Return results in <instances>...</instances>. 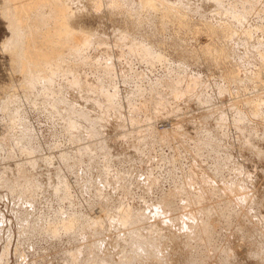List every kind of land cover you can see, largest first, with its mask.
<instances>
[{
    "label": "rangeland",
    "instance_id": "374dc122",
    "mask_svg": "<svg viewBox=\"0 0 264 264\" xmlns=\"http://www.w3.org/2000/svg\"><path fill=\"white\" fill-rule=\"evenodd\" d=\"M1 1L2 0H0V8L2 7V9L5 10L4 4L2 3L3 5H1ZM68 1L69 0L67 1L65 0V3H64L65 7L66 6L69 7V3L71 4L69 7V9L71 8L70 13L67 11L68 9L66 8L67 14H70V15L73 14L74 16H76L77 21H78V18L80 19L77 23V26H79V28L82 27L83 30L87 32L88 36H90L89 38L87 37L88 38L87 42L89 43L90 41V43L89 44L85 43V46H83L84 48L80 49L81 51L83 49L84 52L80 51V53H78L79 56L78 54L75 55L72 53L65 55L68 58L67 57L66 59L64 58L66 61V62L64 61V63H66L64 64V70L57 71L56 73L57 75H54V73H50L51 75H46L48 76V78H46L45 80H50L48 82L49 85H47L46 87H43L44 85H42L41 81H39V84L41 85L37 84V82H34V84L36 83L34 85V87L36 88L35 89L33 87V84L32 85L28 84V82L26 81L27 77H24L25 75L23 76L21 75L22 73L20 74L18 72L19 69L18 67H15V66L17 65L19 66V62L21 60L19 59V61L16 62L18 60L16 57L17 59L16 61L15 60L11 61L12 59L8 53H10V49L12 46L9 45V43L5 42V41H8L10 36H9L8 30L5 29L6 28L5 20H3V17L0 15V102H1L0 107L5 106L4 103L6 104L8 103L9 105V106L6 105L8 108L6 106H5L6 108H3V107L0 108V174H1L0 175V178H1L0 179V264H65V263L66 264H93L95 262L94 261L95 259L97 260L98 264H104L105 262L110 264L109 263L110 261L108 262L109 259L112 261L111 262L112 264L116 262L119 263L118 259L120 257L118 256L119 257L118 258L116 255H114L115 252H113V255L115 256V258H112L113 255H112V252H110L112 248L109 250L110 247L108 246V242L110 238H113L112 235H115L114 231L117 230L116 231L117 234L121 233L120 230L122 229H119L118 231V228L120 227H117V226L119 225L121 221L122 228H123V222L120 217L123 215L125 210L127 213L134 214V216L131 215L130 217L132 219V216H133L134 222H135V218L138 223L142 221L141 220L142 218H143V222H145V223L141 222L140 225H138L137 222L134 223L135 225V226L133 225L134 228L135 229L138 227L139 228L137 232L133 231V233L131 232L132 234L130 233V235L131 236L135 235L134 236L135 238L137 237V234H141V235H138L137 239L143 242L151 240L152 244H155V245L152 248L149 247L145 250L150 251V253L154 257L156 258L158 257V259L160 258L164 262V264H170V261L172 258H176V259L178 258L180 260V264H211L215 262L216 260H218L217 263L219 264V262H222L224 260L223 257L226 258L225 260H227V262L229 261L227 263L229 264L231 260L233 259V255L235 253H236L235 254L236 256L234 258L236 259H234V263H237L236 261L238 260L237 264H240V263L243 264L245 262L247 264H250L249 261L251 262L252 260H255V258L253 259L252 257L255 256L256 253L257 255H261V256H258L256 260H258L260 257L263 258L264 256L262 255H264V251L263 253H261L260 251H262L263 250L262 248H264L263 246L264 217L262 216L264 212H262L261 214V207L263 209L264 202H263V206H261L262 202L260 203L259 198H257V196L255 195V193L258 192V190H255V189H257L259 183L264 178V168L262 167L264 166V164L260 162L258 163V161L260 160L261 162H264L262 158L263 155H259L260 157L257 156L258 151H262V150L264 151V142H259L261 140L264 141V92H262L264 91V83H263L264 82V19H263L264 18L263 17L264 16V3L262 4L263 0H259L260 1L259 4L261 6L257 3L258 2L257 0H250L251 2H253V5L257 3L256 4L257 6H253L249 0L247 1V3H246V0H243L242 5H244L243 7L244 11H242V8L240 9L241 7L240 3L239 5L237 4L238 0L235 1L236 3L235 2L233 3L234 5L232 4L233 2L232 0H227V1L223 0L222 2L221 0H219V2L223 4V6L220 3L218 4L216 3V5L211 6V9L213 7V10L215 13L213 12V10L209 9L208 7V10H205L206 14H204L205 12L203 13L202 10L200 11V10L194 9L195 7L193 6L192 7L189 6L187 3H185L184 0H173V2L171 0L170 2H168L169 0H166V1L163 0V2H167L165 7H164L165 4H163L162 1H161L162 4H159L160 1L155 0L156 2L157 1L159 2V3L157 2L159 6L163 5L164 7L163 8L160 6L156 8L155 11L153 10L147 11L146 9L140 7L138 5V2H136L137 0H134L136 3L133 0H125V1L122 0L121 2L120 0H116V1L102 0V2L100 1L101 3H99L101 5L98 4V6L96 7H94L92 3L90 4V0H70L69 2ZM179 1L181 2L182 5L179 4ZM113 2H115V4ZM74 3L77 7L74 5ZM77 3H81V6L80 4H77ZM117 3L119 4V6H117L118 5ZM170 3L174 4V6L171 5ZM135 4L136 6H134ZM219 4L221 5L220 7H222L223 9H221L220 7L219 8L221 10L218 9ZM230 4H232L233 7L232 5L230 7ZM235 4L236 6H238L236 7V9L239 12L240 11L245 12V10L246 9L248 10V8L250 7L251 8L256 7V8L255 9L252 8L253 11L249 10L248 13L247 12L245 13L248 15L244 14L245 16L242 17L243 13L242 12L237 13V11L234 9ZM248 4H251L252 6ZM227 5L229 6L225 7ZM247 5L250 7H248ZM166 7L170 10L169 12L167 11L168 9H165ZM187 7H189L188 11H187ZM192 8L194 11L192 10ZM226 8H230V9L232 8L233 10L229 9L230 12H228V9ZM162 9L163 11L165 10L164 11L165 13L162 11L160 13V10ZM175 9L176 11L172 12L171 14L172 15L174 14V16H176L174 19L179 18L177 19L178 21L174 20L173 16L170 14L171 10L173 11ZM217 9L220 11H218ZM1 10H0V14L3 13V11ZM222 10L226 12V15L224 14L225 12H223ZM156 11L158 13H155ZM196 12L198 15L196 14ZM232 12L236 14V16H240L239 14H241L242 20H244L243 18L246 17L243 22L242 20L239 22L237 21L238 22L237 24H239L240 26H237L236 20L235 22L233 21L235 17L233 18ZM77 13L80 16H78ZM228 13H231L230 15L232 16H227ZM252 13L254 14V16H252ZM165 15L169 17L168 18L164 17ZM180 16L181 17L183 16V18H181ZM150 18H152L153 20ZM247 21L249 24L248 26H247ZM80 24L82 26H80ZM178 25L181 27H179ZM248 31H250V33ZM100 36L101 37L103 36L102 39L103 38L104 39L102 40ZM98 38H100L101 41L100 39L98 40ZM126 40L129 41L131 44L127 42ZM95 41L97 44L95 43ZM232 41H235V42H232ZM258 42L260 43V45ZM119 44L121 45L123 44V45L121 46ZM133 45L137 47H134ZM257 46H258V49H257ZM138 48L144 49V52L146 54L145 53L143 54L146 55L145 56L146 59L139 58V57H144V56L141 53L143 52V49L142 51L138 52L139 51ZM254 48L256 49V51L254 50ZM127 49H129V52ZM136 49H138L137 53H136ZM208 53L212 55L210 56L208 55ZM150 54L152 55L150 56ZM70 55H73V56H70ZM80 56L84 59H82ZM258 58L260 61L258 60ZM13 59H15V57ZM142 61L143 63H141ZM82 62H85V63H82ZM81 64L83 67L81 66ZM107 67L111 69H108ZM101 68L102 70L98 71ZM65 71L67 72L65 73ZM88 71H90L92 75ZM106 73L109 74V76ZM261 73L263 74L262 76H261ZM45 74H48V73H46L45 71ZM56 78L58 81L56 80ZM20 79L22 81H20ZM77 80L79 81V83ZM98 80L100 81V83ZM110 80H111V83H110ZM173 82L175 83L173 84ZM19 84L20 86H18ZM25 84L28 85L27 86L28 88L25 87L26 86ZM70 84L72 85V87ZM77 84H78L79 89H77L78 88L77 86H73ZM88 85L91 89L88 87ZM58 87L60 88L58 89ZM80 87L83 89L89 88L88 92H86L87 89L86 91L83 92V89L80 90ZM184 87L188 89L187 90L188 95L186 94V89L184 91L182 90V88L184 89ZM70 88L71 89L74 88L75 90L77 89L76 91L79 93H77L74 89L71 91ZM174 88L175 89L177 88V92L175 91ZM92 89L93 91L96 90L95 93L96 92L98 93L95 94L92 91ZM179 89L180 91L182 90V92H179ZM73 91L75 92L74 96L78 98L79 100L81 99V101L70 102L71 103L70 105L68 103L69 101L65 102L66 104L65 103L61 104L63 102L61 100H64V98L67 99L68 98L67 96L69 95V93L70 92L73 93ZM90 92L94 94V96L90 95L91 94ZM102 92H105V93L103 94ZM162 92L163 94H161ZM39 93L42 95L40 96ZM49 93L51 94V96ZM54 93L56 94L54 95ZM87 93L89 94L87 95ZM113 93H114V96H113ZM176 93H178V95H176ZM37 94L39 95L40 98L38 97ZM100 94H101V97H100ZM83 95L85 97H83ZM105 95L106 97H104ZM194 95H197L196 98H198V95H199V98H200L196 100L197 103L195 105L193 102L195 99H192V97L195 98ZM81 96L83 97V99ZM111 96H112V99L115 98V100H110ZM160 96L166 97V98H161ZM52 97L55 100L56 99L58 100V97H59L61 103L59 101L55 102ZM188 97H190L189 99H191L192 101L191 102L189 100L190 106H189ZM87 98L90 101L92 100L93 104L95 102L97 103V105L100 104L98 109L94 108V111L93 110L90 111L89 106L88 107L84 106L83 105L84 101L86 102ZM155 98H158L159 100ZM11 100H13L14 102ZM107 100L108 101L110 100V102H112V105L110 103L109 105L111 107H114L113 109L108 104L105 103L107 102ZM164 100H167V101H164ZM42 101L43 102L46 101L45 102L46 104L45 103L42 104L43 103ZM143 101L146 102L147 104L144 103ZM53 102L56 104H54ZM31 103L35 104V106H33V104ZM77 103L79 104L77 105ZM102 103L104 104V106L106 105V107H104L105 109L110 107L109 111L107 109L105 110L104 108L101 109V107L103 106ZM205 103H207V105H205ZM11 104H12V108H11ZM73 104H75L77 108L79 109H77L76 106ZM232 105L233 106L235 105L234 106L235 110ZM94 106L97 107L96 104H94ZM41 107H43V109ZM73 107H75V109H73ZM81 107L82 109L80 110ZM148 108L150 110H148ZM76 109L79 110V112ZM84 109L88 110L89 112L88 111L86 112ZM74 110H76L77 113L74 112ZM58 111L60 114L58 113ZM81 111L82 113H85V116L80 115ZM105 111H108V113L106 114ZM5 112L8 115H5ZM53 112L58 114V116L54 114ZM130 112L131 113L133 112V114H131ZM161 112L163 113L161 114ZM102 113H105V114H102ZM120 113H122L121 114L122 116L120 115ZM134 113L135 114L137 113V114L134 115ZM144 113L146 114L144 115ZM101 114L103 115V117ZM117 114L120 115L118 116L119 118L117 117L118 120L120 119L119 124L113 127L111 126L109 128H107L108 126H106L105 130L102 129L103 127H100L101 122L102 124L106 123V122L103 123V121L105 120L109 122V120L116 117ZM208 115L210 117H208ZM12 116H16V117H12ZM98 117L102 118L103 121H100ZM108 117H109V120L106 119ZM200 117L202 118V120H200ZM232 117L234 120L235 119L236 120L234 121ZM63 118H66L64 119L65 122ZM96 118L99 120L98 122L100 123H97ZM93 119H95L96 122ZM131 119L132 120L134 119V120L132 121ZM216 119L217 121H215ZM213 120L214 122H212ZM66 121L68 122L67 126H66ZM16 122L18 123V125L16 124ZM137 122L139 123L137 124ZM20 123L25 126H22ZM72 123H73V126L71 128H68L69 124L71 126ZM87 124H89L90 126ZM175 124H177V126ZM209 124H211V126ZM130 125H131V128H130ZM145 125L149 127L145 128ZM202 126L203 128H207V129L201 128ZM172 127L174 129L173 131H172ZM24 128H26V130ZM65 128L71 132H68ZM141 128L142 129L145 128L146 130L143 129L142 131ZM152 128L153 130L150 131ZM168 128H169V131L171 130L170 132L167 131ZM101 129L104 131H102ZM76 130H79L80 133L79 131L77 132ZM87 130L89 131L88 135H87ZM148 131L151 133H149ZM26 132H28L30 136ZM90 132H92L93 136L91 135ZM98 132L99 133L102 132V133L99 134ZM22 133L23 134L26 133L25 134L26 138L24 137V135H21ZM79 134H80V137H79ZM74 135L75 137L73 138ZM10 136H11V139H10ZM82 137H84L85 139ZM125 137H127V139ZM247 137L248 138L250 137V138L248 139ZM91 138L94 139V141ZM162 138L164 139V141ZM5 139L6 140L9 139V140L6 142ZM77 139H80V140H77ZM106 139L109 142L110 146L109 145H107L106 147L104 146L105 143L103 142V140L105 141ZM240 139L242 140L243 143L241 142ZM243 139L244 140L246 139V140L243 141ZM31 140H33V142ZM209 140L211 141V143ZM215 140H216V143H215ZM17 141L20 142V143L18 142L20 145L17 143ZM99 141H101V143ZM162 141L163 143H161ZM245 142H246V145H244ZM249 143L251 146L249 145ZM150 144L152 146H150ZM241 144H243V147L247 148V150H243L244 148L243 149L241 148L242 147ZM248 145L251 148L248 147ZM27 146L30 148H27ZM103 146L105 148H103ZM254 146H258L257 148L258 150H256L255 149L256 147L254 148ZM260 146H262V148ZM24 147H26L27 149ZM133 147H134V151H133ZM203 147H206L205 148L206 151L204 150ZM33 148L36 149L35 151L37 152V154H35L36 152L34 151ZM93 148L95 150H93ZM28 149L29 151L27 152ZM102 149H105V150H102ZM254 149L256 151H253ZM84 150L85 152L87 150V152L85 153ZM252 152H256V154ZM140 153L142 154V156ZM251 153L253 155H251ZM214 154H216L218 159H216ZM119 155L122 158L117 157ZM244 155L245 156L247 155L246 158L248 160L245 159ZM254 155H256V158H258V161L256 160L257 162L254 160L256 159L254 158L255 157ZM249 156L251 160L253 159V161H250ZM112 158H116V160ZM245 161H249V162H245ZM74 162H77L78 164ZM66 163L68 164V166L66 165ZM88 163H89V166H88ZM253 163L254 164L257 163L258 166L260 165L262 167L261 168L259 166L260 168L259 172L256 173L257 164H255L256 167H254ZM33 164H35V166L37 167L36 170L34 169L35 166L34 167L32 166ZM220 165L222 166V168ZM21 168H24V169L20 171ZM31 168H33L35 171H33V169L31 170ZM14 169L15 171H13ZM239 169H241V171ZM3 170L11 171L10 174L13 171L14 173L12 174H14L15 177H12L13 175L11 174L10 179L14 182L16 188L19 187L18 189H20V187H22L23 185V187L20 190H23V189L25 190V188L27 187L26 189L28 190L26 191L27 193L26 192L24 193V191L23 192L20 191L21 194L24 193L23 195H20L19 190H15V192L18 191L16 194L12 193L11 189H9L4 183H1L2 181H4L3 176H5L2 173L4 172ZM37 170H41V171L38 172ZM247 171H248L249 176L247 174L243 179V176L246 174ZM251 171H253V173ZM18 172H22V175L17 176L19 175ZM28 172L30 173V175ZM35 173H37L39 177ZM121 173H123L122 176H121ZM238 174L241 176L239 177ZM26 175H29L27 176L28 178L24 177ZM233 175L234 176L238 175L236 176L238 177V179L236 177H233ZM21 176H23V178ZM40 176L43 180L45 178L48 180V178L50 177L49 179L50 181L48 180L49 182L46 181L47 182L46 183L40 178ZM20 177L22 178V180H24V178L25 179L31 178V179L27 180L26 184H23L25 180L22 181ZM32 177L34 181L37 180L36 183H38L40 186V187L35 186L37 188L36 190L33 189L34 181H32ZM57 178L60 183L56 182ZM230 178L231 179L233 178V180L236 179L237 181L235 182L234 180L235 182L234 183L233 181H231ZM245 178L247 179V182L244 181L246 180ZM112 179L116 181H112ZM30 180L32 183H29ZM153 180L154 182H152ZM252 180L257 183L254 184L255 182H253ZM16 181L17 183H15ZM99 181H101L102 183H100ZM39 182L42 184V186ZM121 182L122 183L125 182L126 184L124 183L125 185L121 186L122 185ZM141 182H143V184ZM229 182L230 184L232 182L233 184L237 183L238 189L239 191L240 190L242 191L240 192L243 193L244 198L241 196L242 194H240V192L239 193L237 192L238 191L237 188H235L236 191L233 188L235 192L232 190L234 193H236L235 195L233 192H231V188L233 184L229 185L228 184ZM249 182H250V185L254 184L255 187L254 185L253 186L251 185L249 187ZM225 183H227V185ZM29 184L30 186L32 185V188H28ZM56 184L59 186H56ZM96 184L98 185V187L96 186ZM203 184L204 185L206 184L207 186H204ZM24 185H28V186L25 187ZM34 185H37V184L34 183ZM227 186L229 188H227ZM237 186L235 185V187ZM117 188L121 190H118ZM197 188L198 190L199 189L200 190L198 191ZM241 188H243L244 191ZM181 189H183L186 192L185 193L183 191V193H185L187 196L183 194L182 192H180L182 191ZM247 190L251 192V194ZM29 191L31 192V194L29 193ZM206 191L208 192L206 193ZM225 191L228 193H226ZM188 192L190 194L192 193L193 195L192 194L189 195ZM229 192H231L233 195L231 196ZM246 192L248 195L250 194L249 197L248 196L246 197L248 198L247 201L249 202L246 201V198L244 195L246 194ZM225 194H228V195H225ZM32 195H34L33 198H32ZM203 195L207 197L206 198L207 200L205 199V197H203ZM167 196L169 198H172L173 200L169 199L170 200L169 201ZM234 196H237L235 197L236 199H238L239 197L240 201L239 199L237 201L234 198ZM203 198L206 200V203L204 202ZM256 198H257V202L259 201L258 203L257 202L254 203ZM162 199H163V202L166 204L163 206H165L166 208L165 207L161 208V206H158L160 205V200ZM197 199L200 200V202H204V205L202 204L203 206L201 205V208L198 209L199 212H196L197 208L199 207L194 206V204H197V205L200 204L198 203ZM228 199H230V201ZM231 199L236 200V201H232ZM250 199H252L251 201L252 202L254 201V202L252 203ZM180 200L183 203L180 202ZM193 200H196L195 201L196 203H193L194 207H191L192 205L191 204L188 208L187 205L189 204V201L194 202ZM208 200L211 202L209 203ZM227 200L229 203L231 201L232 202L228 204L227 206H225L224 204L227 202ZM167 201L169 203L168 205L171 206L172 210L167 205ZM207 201H208V204H207ZM219 202L224 203V204H221ZM238 202L240 203L241 206L239 205ZM237 204L239 206H237ZM156 205L158 206L159 209H157ZM184 205L186 206L188 212H186L185 210L186 208ZM205 205L207 207L209 206V209L206 210L207 213L205 212V208H206ZM181 206H184V207H181ZM235 206H237L236 209L232 208ZM116 207L118 209H115ZM202 208L204 210H202ZM168 209L171 210L170 214H169ZM188 209L193 210V211H191L190 213ZM109 210L112 212L110 213ZM117 210L118 212L120 211L119 214L117 213ZM127 210H131V211H127ZM161 211H163V213H165L167 216L163 215ZM200 211H204L206 214L204 212L200 213ZM126 212L124 214H126ZM192 213H194L193 216L191 215ZM188 214H189V217H188ZM101 215L103 216L102 221L100 219V217H102ZM118 215L120 216L118 217ZM127 215L129 214H126L124 216H127ZM112 216H115V217H112ZM106 217L108 218V220L111 219L112 221L109 220L108 222ZM177 217L178 219L176 220V223L174 222L175 224L174 225L173 221ZM205 217H207L206 221L209 220V223L205 221ZM95 218L97 220L99 218L101 223L99 221L95 222L94 220ZM114 218H117V220ZM137 218L139 221L137 220ZM104 219L105 221H103ZM113 219L116 221L118 220L120 221L116 222ZM70 220L74 222L72 224H75L76 226L77 225L78 226L76 228V231H74L75 229H73V232L70 233L69 231L68 233H65L66 230L63 231L62 227L64 224L68 223V221ZM103 222H107L108 224L109 223L110 224L108 225L107 223H105L106 224L105 225ZM62 223L63 225H61ZM97 223L100 224V226L101 224H103L101 226V228L103 229H101L100 226L97 225ZM142 223L144 225L143 227H142ZM202 224L203 226H201ZM88 225L90 226V228L88 227ZM128 225L130 226V223ZM145 225L147 226L146 229H145L146 227ZM92 226L94 227L92 228ZM106 226H107V229H104ZM112 226H115V228ZM201 227H205L206 229H209V230H206L205 228H203L204 230H202ZM52 228L53 229L55 228L54 231L56 232L59 231V232L54 233L53 231H49L50 229L53 230ZM59 228H62L61 231ZM93 229L94 230L98 229L97 232L95 231V233L97 234H94ZM148 229L150 230V232ZM109 230L110 232H114V233H112V235H110L111 233L108 234ZM129 231L131 230L129 229ZM107 234L110 236L108 237ZM122 235L126 236L127 234L123 232ZM130 235L128 233V240H126L125 238L127 236L124 237L123 239L122 238L123 236L121 237V235L118 234L117 237L119 238L120 236V239H121L120 242L118 238L114 236L118 240L116 243L118 242L120 243V246L118 243L119 248L115 247V249L118 248L120 252L125 251V252H122V255L121 253H119L121 256V258L119 259L121 260L120 264H128L124 262H127V259L135 258L134 251L138 248V245H135V243H132L131 245L130 243H128V241L133 242V241H137V239L136 240L131 239L129 237ZM206 235L207 237L211 236L212 238L210 237V239H208ZM158 236L159 237L161 236L162 238L161 237L158 238ZM205 237L207 239H205ZM156 238L160 239V241L156 240ZM255 238H257L256 241L258 240L259 241L256 242ZM123 240L125 241L122 242ZM125 245L127 246V248ZM124 246H125V248H123L124 250H121L120 247H124ZM259 246L261 248L260 251L258 248H256ZM228 247H230L229 249L231 250V252L234 253V254H231L232 256L230 255L231 252L229 251ZM231 247L234 251H232ZM243 247L245 250L242 249ZM224 249L225 250L228 249V251L227 250L225 251L228 253L224 252V256H223ZM254 249L258 252H256ZM118 250H117V254H118ZM215 251H217V253ZM247 251L248 252L250 251V256L249 254H247ZM237 252H239V254ZM123 255L125 256L126 259L125 258L122 259ZM226 256H228V258ZM116 257H117V260H116ZM215 258L216 260L214 261ZM220 259H223V260L220 261ZM76 260H77V263H76ZM101 260H103L104 262H101ZM148 260H150V258H148ZM61 261L63 263H61ZM223 262L226 264L225 261ZM148 263L151 264V262H148ZM148 263H144V264H148Z\"/></svg>",
    "mask_w": 264,
    "mask_h": 264
},
{
    "label": "bare ground",
    "instance_id": "6f19581e",
    "mask_svg": "<svg viewBox=\"0 0 264 264\" xmlns=\"http://www.w3.org/2000/svg\"><path fill=\"white\" fill-rule=\"evenodd\" d=\"M67 1V0H66ZM70 1V0H69ZM68 1V2H69ZM102 2V0H90V4L92 3L93 4V6L94 7H96V6H98V4L99 3H101ZM109 1V0H108ZM113 1V0H112ZM114 1H116V0H114ZM122 0H120V2H121ZM125 1V0H124ZM134 1V0H133ZM158 1H160V3L158 2ZM157 2L159 3V4H162V2H163V0H158ZM162 1V2H161ZM166 1V0H165ZM172 2H173V0H171ZM185 1V3H187L189 6H193V7H195L194 9H197V10H202V12L204 13L205 12V10H208V7H209V9H211V6L212 5H216V3L218 4V3H220L219 2V0H184ZM223 0H221V2H222ZM227 1V0H226ZM225 1V2H226ZM233 2H232V4L235 2V1H237V0H232ZM238 1H240V0H238ZM237 1V4L239 5V3H240V5H241V7H240V9L242 8V11H244V9H243V7H244V5H242V3H243V0H241L240 2H238ZM247 1L248 0H246V3H247ZM250 1V0H249ZM258 2V4H259V0H257ZM67 2V3H68ZM75 2V1H74ZM83 2V1H82ZM81 2V3H82ZM132 2V1H131ZM135 2V1H134ZM133 2V3H134ZM136 2H138V5L140 6V7H142V8H144V9H146L147 11H155L156 10V8H158V7H160L158 4H157V2L155 1V0H137ZM135 2V3H136ZM168 2H170V0L168 1ZM178 2V1H177ZM4 4V7H5V10L4 9H2V7L0 8V10L1 11H3V13L2 14H0L2 17H3V20H5V24H6V28L5 29H7L8 30V32H9V36H10V38L8 39V41H5L6 43H9V45H11L12 47H11V49H10V53H8L9 55H10V57H11V61H16L17 59V61L16 62H18L19 61V59L21 60L20 62H19V66L17 65V63H16V65L17 66H15V67H18V69H19V73L21 74V75H25L24 77H27L26 78V81L28 82V84L29 85H32L33 84V87H34V85L36 84H34V82H37V84H39V81H41V83H42V85H44L43 87H46L47 85H49L48 84V82L50 81V80H45L46 78H48V76H46V75H51L50 73H54V75H57L56 73H57V71H62V70H64V64H66V63H64V61H65V59H66V57L67 56H65V55H67V54H75V55H77L78 53H80V49L81 48H84L83 46H85V43H88L87 42V40H88V38L90 37V36H88V34H87V32H85V30H83V28L82 27H80L79 28V26H77V23H78V21L80 20L79 18H78V21H77V17L76 16H74L73 14H67V12H66V8L68 9L67 11L70 13V9H69V7H70V3H69V7H65V0L63 1V0H2L1 1V5H3ZM81 3H77V4H80V6H81ZM114 4H115V2H113ZM229 3H230V1H229ZM228 3V4H229ZM236 3V2H235ZM249 3V2H248ZM250 3H252V5H253V2H251L250 1ZM255 3V2H254ZM257 3H255V5H253V6H257L256 4ZM264 3V0H263V2H262V4ZM118 4V3H117ZM116 4V5H117ZM121 4V3H120ZM130 4V3H129ZM163 4H165L164 5V7L166 6V4H167V2H163ZM171 4V3H170ZM169 4V5H170ZM179 4L180 5H182L181 4V2L179 1ZM220 4H222V3H220ZM219 4V6H218V9H223L222 7H220L221 5ZM226 4V3H225ZM232 4H230V7H231V5ZM72 5H73V3H72ZM74 5H75V3H74ZM99 5H101V4H99ZM112 5V4H111ZM171 5H173L174 6V4H171ZM170 5V6H171ZM183 5H184V3H183ZM234 5V4H233ZM233 5H232V7H233ZM248 5H250V6H252L251 4H248ZM247 5V6H248ZM260 5V4H259ZM258 5V6H259ZM76 6V5H75ZM117 6H119V4L117 5ZM132 6V5H131ZM134 6H136V4L134 5ZM139 6H137V7H139ZM176 6V5H175ZM177 6H178V4H177ZM222 6H223V4H222ZM229 5H227V6H225V7H228ZM245 6H246V4H245ZM250 6H248V7H250ZM261 6V5H260ZM3 7V8H4ZM77 7V6H76ZM161 7H163V5L161 6ZM163 7V8H164ZM169 7V6H168ZM183 7V6H182ZM220 7V8H219ZM236 7H238V6H236V4H235V10L237 11V13H240V12H242V11H238L237 9H236ZM99 8V7H98ZM122 8V7H121ZM129 8V7H128ZM184 8H186V7H184ZM188 8L189 7H187V11H188ZM215 8H216V6H215ZM214 8V9H215ZM251 8V7H250ZM248 8V10L246 11L245 10V12H242L243 14V16L242 17H244L245 15H248V14H245L246 12L248 13L249 12V10H252L253 11V9H255V8ZM77 9V8H76ZM95 9V8H94ZM139 9V8H138ZM141 9V8H140ZM160 9V8H159ZM165 9H168L167 7L165 8ZM173 9H174V7H173ZM183 9V8H182ZM217 9V10H218ZM220 9V10H221ZM226 9H228V12H230V10H233L232 8L230 9V8H226ZM230 9V10H229ZM258 9H259V7H258ZM81 10V9H80ZM177 10H179V9H177ZM190 10V9H189ZM192 10H193V8H192ZM191 10V11H192ZM211 10H213V7H212V9ZM220 10H218V11H220ZM225 10V9H224ZM139 11V10H138ZM159 11V10H158ZM161 11L162 12H164L163 11V9L162 10H160V13H161ZM168 12L170 11L169 9L167 10ZM166 11V12H167ZM174 11H176V9L175 10H171V12H170V14L172 13V12H174ZM183 11V10H182ZM181 11V12H182ZM194 11V10H193ZM223 11V10H222ZM227 11V10H226ZM259 11V10H258ZM71 12H73V11H71ZM79 12V11H78ZM167 12V13H168ZM184 12V11H183ZM190 12V11H189ZM202 12H200V13H202ZM212 12V11H211ZM213 12H214V10H213ZM223 12H225V11H223ZM234 12V11H233ZM232 12V13H233ZM95 13V12H94ZM131 13V12H130ZM155 13H158L157 11L155 12ZM160 13H159V15H160ZM165 13V12H164ZM166 13V14H167ZM177 13H178V11H177ZM215 13V12H214ZM220 13V12H219ZM236 13V12H235ZM80 14H81V12H80ZM190 14V13H189ZM196 14H197V12H196ZM204 14H206V12L204 13ZM217 14V13H216ZM225 15H226V12L224 13ZM229 14V15H228ZM227 14V16H232V15H230L231 13H228ZM245 14V15H244ZM77 15L78 16H80L78 13H77ZM154 15V14H153ZM152 15V16H153ZM164 15V14H163ZM172 15V14H171ZM178 15V14H177ZM185 15V14H184ZM198 15V14H197ZM203 15V14H202ZM210 15V14H209ZM235 15V16H234ZM240 16H236V14H234L233 13V18H234V22H235V20H236V24L239 22V21H241L242 20V17H241V14H239ZM125 16V15H124ZM139 16V15H138ZM173 16V19L176 17V16H174V14L172 15ZM179 16V15H178ZM252 16H254V14L252 13ZM83 17V16H82ZM126 17V16H125ZM140 17V16H139ZM138 17V18H139ZM164 17H169V16H167V15H165ZM181 17V16H180ZM256 17H258V16H256ZM264 17V16H263ZM81 18V17H80ZM146 18V17H145ZM181 18H183V16L181 17ZM223 18H224V16H223ZM231 18V17H230ZM246 18V17H245ZM245 18H243L244 20H245ZM251 18V17H250ZM129 19H131V18H129ZM134 19H136V18H134ZM150 19H152V18H150ZM157 19V18H156ZM163 19V18H162ZM166 19V18H165ZM177 19H179V18H176V19H174V20H177ZM219 19V18H218ZM217 19V20H218ZM255 19V18H254ZM264 19V18H263ZM153 20V19H152ZM164 20V19H163ZM163 20H161V21H163ZM171 20H172V18H171ZM225 20V19H224ZM244 20H242V22L244 21ZM149 21V20H148ZM167 21V20H166ZM169 21V20H168ZM178 21V20H177ZM176 21V22H177ZM180 21V20H179ZM185 21V20H184ZM226 21H228V20H226ZM230 21V20H229ZM232 21V22H233ZM238 21V22H237ZM181 22V21H180ZM179 22V23H180ZM221 22V21H220ZM225 22V21H224ZM241 22V23H242ZM163 23V22H162ZM205 23V22H204ZM226 23V22H225ZM228 23V22H227ZM240 23V24H241ZM164 24V23H163ZM181 24V23H180ZM261 24V23H260ZM79 25V24H78ZM209 25V24H208ZM207 25V26H208ZM249 24H248V21H247V26H248ZM80 26H82L81 24H80ZM137 26V25H136ZM179 26V25H178ZM183 26V25H182ZM185 26V25H184ZM225 26V25H224ZM233 26V25H232ZM236 26V25H235ZM237 26H240L239 24H237ZM165 27V26H164ZM179 27H181V26H179ZM186 27V26H185ZM209 27V26H208ZM244 27V26H243ZM204 28V27H203ZM220 28V27H219ZM85 29V28H84ZM233 29H234V27H233ZM238 29V28H237ZM260 29V28H259ZM87 30V29H86ZM210 30V29H209ZM211 30H212V28H211ZM245 30V29H244ZM115 32V31H114ZM124 32V31H123ZM138 32V31H137ZM210 32V31H209ZM229 32V31H228ZM238 32H239V30H238ZM246 32V31H245ZM249 33H250V31H248ZM237 33V32H236ZM241 33V32H240ZM93 34V33H92ZM120 34V33H119ZM234 34H235V32H234ZM246 34V33H245ZM94 35H95V33H94ZM243 35V34H242ZM174 36V35H173ZM230 36V35H229ZM88 37V38H87ZM101 37V36H100ZM103 37V36H102ZM102 37H101V39H102ZM131 37V36H130ZM121 38H122V36H121ZM120 38V39H121ZM222 38V37H221ZM96 39V38H95ZM95 39H93V40H95ZM100 38H98V40H99ZM101 39H100V41H101ZM104 39V38H103ZM102 39V40H103ZM117 39V38H116ZM260 39V38H259ZM97 40V39H96ZM123 40V39H122ZM128 40V39H127ZM126 40V41H127ZM227 40H229V39H227ZM230 40H232V39H230ZM140 41H141V39H140ZM127 42H129V41H127ZM232 42H235V41H232ZM239 42V41H238ZM89 43H90V41H89ZM88 43V44H89ZM95 43H96V41H95ZM104 43V42H103ZM130 43V42H129ZM133 43V42H132ZM259 43V42H258ZM5 44V43H4ZM97 44V43H96ZM125 44V43H124ZM131 44V43H130ZM138 44V43H137ZM141 44V43H140ZM146 44V43H145ZM244 44V43H243ZM1 45H3V44H1ZM87 45V44H86ZM119 45H121V44H119ZM123 45V44H122ZM121 45V46H122ZM127 45V44H126ZM129 45V44H128ZM150 45V44H149ZM203 45V44H202ZM235 45V44H234ZM259 45H260V43H259ZM5 46V45H4ZM7 46H8V44H7ZM96 46V45H95ZM131 46V45H130ZM134 46V45H133ZM89 47H90V45H89ZM129 47V46H128ZM134 47H137V46H134ZM142 47V46H141ZM246 47V46H245ZM6 48V47H5ZM95 48V47H94ZM126 48V47H125ZM235 48V47H234ZM250 48V47H249ZM89 49V48H88ZM96 49V48H95ZM123 49V48H122ZM135 49V48H134ZM139 49V51L138 52H140V51H142V49H140V48H138ZM138 49H136V53H137V50ZM257 49H258V46H257ZM128 50V52H129V49H127ZM131 50V49H130ZM150 50V49H149ZM149 50H148V52H149ZM209 50V49H208ZM245 50V49H244ZM254 50L256 51V49L254 48ZM261 50V49H260ZM3 51H4V49H3ZM82 51H83V49H82ZM81 51V52H82ZM86 51V50H85ZM119 51V50H118ZM262 51V50H261ZM6 52V51H5ZM4 52V53H5ZM84 52V51H83ZM87 52V51H86ZM133 52H135V51H133ZM240 52V51H239ZM258 52V51H257ZM125 53V52H124ZM127 53V52H126ZM142 54L143 53H145L144 52V49H143V52H141ZM222 53V52H221ZM83 54V53H82ZM85 54V53H84ZM146 54V53H145ZM157 54V53H156ZM236 54V53H235ZM240 54V53H239ZM259 54V53H258ZM81 55V54H80ZM88 55V54H87ZM122 55V54H121ZM129 55V54H128ZM135 55V54H134ZM136 55H138V54H136ZM140 55V54H139ZM152 54H150V56H151ZM208 55H212V54H209L208 53ZM65 56V57H64ZM70 56H73V55H70ZM78 56H79V54H78ZM131 56V55H130ZM141 56V55H140ZM143 56L144 57H139V58H144V59H146L145 58V56L146 55H144L143 54ZM258 56V55H257ZM15 57V59H13ZM16 57H17V59H16ZM77 57V56H76ZM81 57V56H80ZM136 57V56H135ZM147 57H148V55H147ZM65 58V59H64ZM68 58V57H67ZM82 58V57H81ZM86 58V57H85ZM88 58H89V56H88ZM137 58V57H136ZM153 58V57H152ZM158 58H159V56H158ZM77 59V58H76ZM79 59V58H78ZM82 59H84V58H82ZM87 59V58H86ZM135 59V58H134ZM263 59V58H262ZM88 60V59H87ZM96 60V59H95ZM137 60V59H136ZM152 60V59H151ZM154 60H155V58H154ZM258 60H259V58H258ZM73 61V60H72ZM79 61V60H78ZM91 61V60H90ZM113 61V60H112ZM165 61V60H164ZM252 61V60H251ZM260 61V60H259ZM66 62V61H65ZM71 62V61H70ZM76 62H77V60H76ZM81 62V61H80ZM86 62V61H85ZM85 62H82V63H85ZM108 62H109V60H108ZM159 62V61H158ZM13 63V62H12ZM12 63H11V65H12ZM87 63V62H86ZM89 63V62H88ZM101 63V62H100ZM141 63H143V61L141 62ZM145 63V62H144ZM69 64V63H68ZM67 64V65H68ZM71 64V63H70ZM74 64V63H73ZM72 64V65H73ZM95 64V63H94ZM110 64V63H109ZM148 64H149V62H148ZM152 64V63H151ZM72 65H71V67H72ZM90 65V64H89ZM105 65V64H104ZM108 65V64H107ZM145 65V64H144ZM69 66V65H68ZM68 66H66V67H68ZM81 66H82V64H81ZM80 66V67H81ZM184 66V65H183ZM10 67H12V66H10ZM78 67V66H77ZM83 67V66H82ZM85 67V66H84ZM96 67V66H95ZM114 67V66H113ZM112 67V68H113ZM89 68V67H88ZM91 68V67H90ZM106 68V67H105ZM108 68V67H107ZM12 69V68H11ZM92 69V68H91ZM108 69H111V68H108ZM107 69V70H108ZM115 69V68H114ZM73 70V69H72ZM81 70V69H80ZM94 70V69H93ZM100 70H102V68L101 69H99L98 71H100ZM45 71H46V73H48V74H45ZM48 71V72H47ZM111 71V70H110ZM110 71H109V73H110ZM64 72V71H63ZM67 71H65V73H66ZM70 72H72V71H70ZM88 72H90V71H88ZM182 72V71H181ZM59 73V72H58ZM91 73V72H90ZM108 73V72H107ZM106 73V74H107ZM114 73V72H113ZM263 73V72H262ZM261 73V76L263 75ZM60 74V73H59ZM58 74V75H59ZM95 74H96V72H95ZM54 75H53V77H54ZM80 75V74H79ZM83 75V74H82ZM81 75V76H82ZM91 75H92V73H91ZM108 76H109V74H107ZM114 75V74H113ZM14 76V75H13ZM116 76V75H115ZM141 76V75H140ZM66 77V76H65ZM77 77V76H76ZM85 77V76H84ZM103 77V76H102ZM101 77V78H102ZM114 77V76H113ZM113 77H112V79H113ZM247 77V76H246ZM12 78H14V77H12ZM52 78V77H51ZM86 78V77H85ZM124 78H125V76H124ZM262 78V77H261ZM260 78V79H261ZM22 79V78H21ZM20 79V81H22ZM74 79V78H73ZM96 79H98V78H96ZM107 79V78H106ZM110 79V78H109ZM127 79V78H126ZM55 80V79H54ZM56 80H57V78H56ZM61 80V79H60ZM94 80V79H93ZM100 80V79H99ZM98 80V81H99ZM103 80H105V79H103ZM139 80V79H138ZM256 80V79H255ZM14 81V80H13ZM58 81V80H57ZM62 81V80H61ZM78 81V80H77ZM86 81V80H85ZM224 81V80H223ZM15 82V81H14ZM16 82H18V81H16ZM27 82H25V83H27ZM56 82V81H55ZM95 82V81H94ZM172 82V81H171ZM182 82V81H181ZM228 82V81H227ZM20 83V82H19ZM21 83H23V82H21ZM51 83V82H50ZM58 83V82H57ZM63 83V82H62ZM78 83H79V81H78ZM80 83H82V82H80ZM98 83V82H97ZM99 83H100V81H99ZM98 83V84H99ZM103 83V82H102ZM109 83V82H108ZM110 83H111V80H110ZM175 82H173V84H174ZM264 83V82H263ZM56 84V83H55ZM66 84H67V82H66ZM69 84V83H68ZM75 84V83H74ZM26 85V84H25ZM39 85H41V84H39ZM61 85V84H60ZM71 85V84H70ZM82 85V84H81ZM107 85V84H106ZM112 85V84H111ZM170 85V84H169ZM6 86V85H5ZM5 86H3V87H5ZM18 86H20V84L18 85ZM28 85H26L25 87H27ZM51 86V85H50ZM64 86V85H63ZM73 86H77L78 87V84L77 85H73ZM100 86V85H99ZM102 86V85H101ZM108 86V85H107ZM157 86H159V85H157ZM9 87H11V86H9ZM24 87V86H23ZM22 87V88H23ZM57 87V86H56ZM61 87V86H60ZM60 87H58V89L60 88ZM65 87V86H64ZM68 87V86H67ZM71 87H72V85H71ZM85 87V86H84ZM87 87V86H86ZM88 87H89V85H88ZM94 87V86H93ZM166 87V86H165ZM168 87V86H167ZM174 87H176V86H174ZM257 87V86H256ZM28 88V87H27ZM32 88V87H31ZM35 88V87H34ZM48 88V87H47ZM63 88V87H62ZM90 88V87H89ZM89 88H86L87 89V91H86V89L84 88H81L80 87V90L81 89H83V92L84 91H86V92H88V89ZM117 88V87H116ZM134 88V87H133ZM36 89V88H35ZM34 89V90H35ZM39 89V88H38ZM74 88H70V90L72 91ZM77 89H79V87L77 88ZM76 89V90H77ZM91 89V88H90ZM97 89V88H96ZM165 89H167V88H165ZM171 89H173V88H171ZM175 89V88H174ZM186 88L184 87V89L182 88V90L184 91ZM258 89V88H257ZM22 90V89H21ZM55 90V89H54ZM66 90V89H65ZM75 90V89H74ZM75 90V91H76ZM101 90V89H100ZM182 90L180 91V89H179V92H182ZM187 90L188 89H186V94L188 95V93H187ZM222 90V89H221ZM23 91V90H22ZM45 91V90H44ZM52 91V90H51ZM57 91V90H56ZM55 91V92H56ZM61 91V90H60ZM92 91H93V89H92ZM95 91L96 90H94L93 92L95 93ZM110 91H112V90H110ZM169 91V90H168ZM175 91L177 92V88L175 89ZM38 92H40V91H38ZM53 92V91H52ZM51 92V93H52ZM67 92V91H66ZM77 92V91H76ZM107 92H108V90H107ZM106 92V93H107ZM115 92H116V90H115ZM119 92V91H118ZM166 92V91H165ZM173 92V91H172ZM197 92V91H196ZM255 92V91H254ZM259 92V91H258ZM261 92V91H260ZM262 92H264V91H262ZM12 93H13V91H12ZM21 93V92H20ZM74 91H73V93L72 92H70L69 93V95L67 96L68 98L66 99V98H64V100H61V101H63L62 103H61V101H60V99H59V97H58V100L56 99H54L53 97V99H54V101L55 102H57V101H59L61 104H63V103H65V102H68L69 103V105L71 104L70 102H76V101H81V99L79 100L78 98H76L75 96H74ZM77 93H79V92H77ZM81 93V92H80ZM91 93V92H90ZM96 93H98V92H96ZM95 93V94H96ZM103 94L105 93V92H102ZM193 93V92H192ZM34 94V93H33ZM50 94V93H49ZM49 94H47V95H49ZM56 93H54V95H55ZM82 94H84V93H82ZM89 93H87V95H88ZM118 94V93H117ZM133 94V93H132ZM136 94V93H135ZM139 94V93H138ZM158 94V93H157ZM161 94H163V92L161 93ZM183 94H184V92H183ZM189 94H190V92H189ZM196 94V93H195ZM198 94V93H197ZM23 95V94H22ZM38 95V94H37ZM39 95L41 96L42 94H40L39 93ZM39 95H38V97H39ZM46 95V96H47ZM58 95V94H57ZM64 95V94H63ZM62 95V96H63ZM75 95H77V94H75ZM90 95H92V96H94V94H90ZM99 95V94H98ZM107 95V94H106ZM106 95L104 96V97H106ZM131 95V94H130ZM130 95H129V97H130ZM134 95V94H133ZM142 95V94H141ZM151 95V94H150ZM170 95V94H169ZM174 95V94H173ZM176 95H178V93H176ZM216 95V94H215ZM263 95V94H262ZM34 96V95H33ZM50 96H51V94H50ZM113 96H114V93H113ZM135 96V95H134ZM175 96V95H174ZM193 96V95H192ZM195 96V98H193L192 97V99H195L193 102H194V105L197 103V99H200L199 98V95H198V98H196L197 97V95H194ZM64 97V96H63ZM63 97H62V99H63ZM82 97V96H81ZM83 97H85L84 95H83ZM83 97H82V99H83ZM91 97V96H90ZM95 97H96V95H95ZM100 97H101V94H100ZM119 97V96H118ZM127 97V96H126ZM152 97V96H151ZM161 98H166V97H162V96H160ZM179 97V96H178ZM186 97V96H185ZM219 97V96H218ZM14 98V97H13ZM35 98V97H34ZM40 98V97H39ZM48 98V97H47ZM94 98V97H93ZM111 99L110 100H115V98H113L112 99V96L110 97ZM122 98V97H121ZM131 98H133V97H131ZM141 98V97H140ZM146 98V97H145ZM149 98V97H148ZM190 97H188V101L190 100L191 101V99H189ZM204 98V97H203ZM15 99V98H14ZM21 99V98H20ZM38 99V98H37ZM42 99V98H41ZM50 99H51V97H50ZM92 99V98H91ZM109 99V98H108ZM129 99V98H128ZM128 99H126V100H128ZM137 99V98H136ZM142 99H144V98H142ZM155 99H158V98H155ZM168 99V98H167ZM205 99V98H204ZM208 99V98H207ZM261 99V98H260ZM10 100V99H9ZM24 100V99H23ZM85 100V99H84ZM87 101L85 102L84 101V106H86V107H88L89 106V109H90V111L91 110H93L94 111V108H97L98 109V107H99V105L100 104H98L97 105V103L95 102L94 104H96V106L97 107H95L94 106V104H93V102H92V100L90 101V100H88V98L86 99ZM110 100L108 101L107 100V102H105L106 104H108L109 105V103L112 105V102H110ZM126 100H124V101H126ZM149 100H151V99H149ZM159 100V99H158ZM161 100V99H160ZM172 100V99H171ZM186 100V99H185ZM209 100V99H208ZM11 101H13V100H11ZM25 101V100H24ZM23 101V102H24ZM46 101H48V100H46ZM45 101V102H46ZM123 101V102H124ZM145 101V100H144ZM143 101V102H144ZM155 101V100H154ZM164 101H167V100H164ZM169 101V100H168ZM173 101V100H172ZM187 101V100H186ZM185 101V102H186ZM190 101H189V106H190ZM196 101V102H195ZM14 102V101H13ZM26 102V101H25ZM43 102V101H42ZM45 102H43L42 104H44ZM83 102V101H82ZM129 102H130V100H129ZM133 102V101H132ZM158 102V101H157ZM163 102V101H162ZM192 102V101H191ZM231 102V101H230ZM1 103V102H0ZM3 103V102H2ZM18 103V102H17ZM34 103V102H33ZM33 103H31V104H33ZM50 103V102H49ZM52 103V102H51ZM54 103V102H53ZM120 103V102H119ZM122 103V102H121ZM125 103V102H124ZM139 103V102H138ZM144 103H146V102H144ZM164 103H166V102H164ZM202 103H204V102H202ZM220 103V102H219ZM227 103V102H226ZM5 104V106L6 105H8V103L6 104V103H4ZM46 104V103H45ZM47 104H48V102H47ZM54 104H56V103H54ZM66 104V103H65ZM79 103H77V105H78ZM103 104V103H102ZM101 104V105H102ZM130 104V103H129ZM147 104V103H146ZM191 104H193V103H191ZM198 104H199V102H198ZM259 104V103H258ZM3 105V104H2ZM15 105V104H14ZM73 105H75V104H73ZM81 105V104H80ZM108 105H107V107H108ZM116 105V104H115ZM118 105V104H117ZM121 105V104H120ZM133 105V104H132ZM131 105V106H132ZM140 105V104H139ZM169 105V104H168ZM186 105V104H185ZM201 105V104H200ZM199 105V106H200ZM205 105H207V103H205ZM255 105H256V103H255ZM263 105V104H262ZM5 106H1V107H3V108H6ZM9 106V105H8ZM32 106V105H31ZM33 106H35V104H33ZM46 106V105H45ZM49 106V105H48ZM76 106V105H75ZM110 106V105H109ZM141 106V105H140ZM187 106V105H186ZM198 106V105H197ZM202 106V105H201ZM233 106V105H232ZM235 106V105H234ZM233 106V107H234ZM259 106V105H258ZM0 107V108H1ZM15 107V106H14ZM21 107V106H20ZM36 107H37V105H36ZM50 107V106H49ZM55 107H56V105H55ZM54 107V108H55ZM58 107V106H57ZM60 107V106H59ZM69 107V106H68ZM80 107V106H79ZM85 107V108H86ZM104 107H106V105L104 106V104H103V106L101 107V109H103ZM111 107V106H110ZM109 107V108H110ZM118 107V106H117ZM122 107V106H121ZM128 107V106H127ZM139 107V106H138ZM146 107V106H145ZM162 107V106H161ZM193 107H195V106H193ZM260 107V106H259ZM8 108V107H7ZM11 108H12V104H11ZM11 108H9V109H11ZM42 109H43V107H41ZM76 108H77V106H76ZM109 108H106L108 111H109ZM112 109L114 108V107H111ZM119 108V107H118ZM131 108V107H130ZM143 108V107H142ZM150 108V107H149ZM148 108V110H150ZM185 108V107H184ZM223 108V107H222ZM226 108V107H225ZM19 109V108H18ZM68 109V108H67ZM72 109V108H71ZM73 109H75V107H73ZM77 109H79V108H77ZM76 109V110H77ZM82 109V107L80 108V110ZM105 109V108H104ZM105 109V110H106ZM139 109V108H138ZM145 109V108H144ZM144 109H142V110H144ZM164 109V108H163ZM173 109V108H172ZM253 109V108H252ZM35 110H36V108H35ZM45 110V109H44ZM43 110V111H44ZM57 110V109H56ZM59 110V109H58ZM76 110H74V112H76ZM85 110V109H84ZM83 110V111H84ZM115 110H117V109H115ZM121 110V109H120ZM124 110V109H123ZM126 110V109H125ZM136 110H137V108H136ZM141 110V109H140ZM160 110V109H159ZM174 110V109H173ZM208 110V109H207ZM224 110H226V109H224ZM234 110H235V107H234ZM255 110V109H254ZM259 110V109H258ZM9 111V110H8ZM14 111H16V110H14ZM13 111V112H14ZM18 111V110H17ZM46 111V110H45ZM47 111H48V109H47ZM60 111V110H59ZM59 111H58V113H59ZM64 111V110H63ZM68 111V110H67ZM78 112H79V110H77ZM86 112L88 111V110H85ZM84 111V112H85ZM97 111H99V110H97ZM101 111V110H100ZM108 111H105L106 112V114L108 113ZM113 111V110H112ZM129 111H130V109H129ZM146 111V110H145ZM144 111V112H145ZM215 111V110H214ZM238 111V110H237ZM263 111V110H262ZM55 112V111H54ZM53 112V113H54ZM62 112V111H61ZM89 112V111H88ZM104 112V111H103ZM117 112V111H116ZM115 112V113H116ZM174 112V111H173ZM177 112V111H176ZM23 113V112H22ZM46 113V112H45ZM64 113H66V112H64ZM77 113V112H76ZM112 113V112H111ZM114 113V112H113ZM131 113V112H130ZM163 112H161V114H162ZM213 113V112H212ZM211 113V114H212ZM219 113V112H218ZM233 113V112H232ZM15 114V113H14ZM54 114H56V113H54ZM60 114V113H59ZM79 114V113H78ZM88 114V113H87ZM102 114H105V113H102ZM101 114V115H102ZM119 114V113H118ZM116 115V117H114L113 115H115V114H113L112 116L114 117V118H112L111 120H109V117L108 118H106L107 120H109V122H107L106 120L105 121H103L102 120V118H100V117H98V119H100V121H103V123L104 122H106V123H104V124H102V122H101V126L100 127H103L102 129H104L105 130V127L106 126H108L107 128H109V127H113V126H116L117 124H119V121H120V119L118 120V116H120L122 113H120V115ZM126 114V113H125ZM124 114V115H125ZM131 114H133V112L131 113ZM137 114V113H136ZM135 113H134V115H136ZM146 113H144V115H145ZM166 114V113H165ZM208 114V113H207ZM206 114V115H207ZM225 114V113H224ZM238 114V113H237ZM5 115H8V114H6V112H5ZM12 115V114H11ZM57 116H58V114H56ZM63 115V114H62ZM67 115H68V113H67ZM73 115H74V113H73ZM72 115V116H73ZM76 115V114H75ZM80 115H82V116H85V113H82V111L80 112ZM93 115V114H92ZM143 115V114H142ZM177 115V114H176ZM210 115V114H209ZM208 115V117H210ZM231 115H233V114H231ZM10 116V115H9ZM66 116V115H65ZM71 116V115H70ZM77 116H79V115H77ZM81 116V117H82ZM99 116V115H98ZM108 116V115H107ZM111 116V117H112ZM122 116V115H121ZM126 116V115H125ZM147 116V115H146ZM150 116V115H149ZM170 116V115H169ZM8 117V116H7ZM11 117V116H10ZM12 117H16V116H12ZM22 117V116H21ZM64 117V116H63ZM88 117V116H87ZM102 117H103V115H102ZM104 117H106V116H104ZM118 117V118H117ZM145 117V116H144ZM159 117V116H158ZM244 117V116H243ZM246 117V116H245ZM70 118V117H69ZM72 118V117H71ZM123 118V117H122ZM127 118V117H126ZM148 118V117H147ZM163 118V117H162ZM219 118H221V117H219ZM222 118H224V117H222ZM15 119V118H14ZM64 119H66V118H63V120ZM82 119V118H81ZM84 119H86V118H84ZM97 119V118H96ZM97 119V123H100V122H98L99 120ZM161 119V118H160ZM198 119V118H197ZM227 119V118H226ZM232 119H233V117H232ZM241 119V118H240ZM17 120H19V119H17ZM70 120V119H69ZM78 120H80V119H78ZM94 121H95V119H93ZM123 120V119H122ZM132 120V119H131ZM134 120V119H133ZM132 120V121H133ZM148 120V119H147ZM200 120H202V118L200 117ZM208 120V119H207ZM234 120V119H233ZM236 120V119H235ZM234 120V121H235ZM238 120V119H237ZM242 120V119H241ZM72 121V120H71ZM82 121V120H81ZM87 121V120H86ZM127 121V120H126ZM130 121V120H129ZM129 121H128V123H129ZM136 121V120H135ZM138 121V120H137ZM149 121V120H148ZM157 121V120H156ZM205 121V120H204ZM203 121V122H204ZM215 121H217V119L215 120ZM224 121H225V119H224ZM228 121V120H227ZM230 121V120H229ZM10 122V121H9ZM24 122V121H23ZM22 122V123H23ZM63 122V121H62ZM64 122H65V120H64ZM78 122V121H77ZM83 122V121H82ZM90 122V121H89ZM96 122V121H95ZM95 122H93V123H95ZM146 122V121H145ZM167 122V121H166ZM193 122V121H192ZM212 122H214V120L212 121ZM231 122V121H230ZM238 122V121H237ZM67 121H66V126H67ZM75 123V122H74ZM85 123V122H84ZM91 123V122H90ZM89 123V124H90ZM139 122H137V124H138ZM174 123V122H173ZM182 123V122H181ZM207 123V122H206ZM232 123V122H231ZM16 124L18 125V123L16 122ZM21 124V123H20ZM20 124H19V126H20ZM62 124V123H61ZM70 124H71V122H70ZM70 124H69V126H68V128H71L72 126H73V123H72V125L70 126ZM89 124H87V125H89ZM202 124H204V123H202ZM201 124V125H202ZM215 124V123H214ZM238 124V123H237ZM14 125V124H13ZM22 125V124H21ZM93 125V124H92ZM125 125H126V123H125ZM140 125H141V123H140ZM176 126H177V124H175ZM179 125V124H178ZM207 125V124H206ZM210 126H211V124H209ZM212 125H213V123H212ZM218 125V124H217ZM216 125V126H217ZM22 126H25V125H22ZM21 126V127H22ZM65 126V127H66ZM90 126V125H89ZM135 126V125H134ZM137 126V125H136ZM152 126V125H151ZM208 126V125H207ZM206 126V127H207ZM9 127V126H8ZM125 127H127V126H125ZM133 127V126H132ZM146 127H149V126H147V125H145V128ZM174 127V126H173ZM173 127H172V131L174 130L173 129ZM205 127V126H204ZM215 127V126H214ZM221 127V126H220ZM90 128V127H89ZM122 128H123V126H122ZM130 128H131V125H130ZM145 128H143V129H145ZM175 128V127H174ZM177 128V127H176ZM201 128H203V126L201 127ZM239 128V127H238ZM12 129V128H11ZM14 129V128H13ZM18 129V128H17ZM22 129V128H21ZM25 130H26V128H24ZM66 129V128H65ZM78 129V128H77ZM101 129V130H102ZM139 129V128H138ZM143 129L141 128V130L143 131ZM178 129V128H177ZM203 129H207V128H203ZM202 129V130H203ZM211 129V128H210ZM64 130V129H63ZM67 130V129H66ZM72 130V129H71ZM104 130H102V131H104ZM122 130V129H121ZM125 130V129H124ZM146 130V129H145ZM148 130V129H147ZM153 130V128L150 130V131H152ZM200 130V129H199ZM5 131V130H4ZM7 131H8V129H7ZM13 131V130H12ZM12 131H10V132H12ZM15 131V130H14ZM68 131V130H67ZM77 132L79 131V130H76ZM82 131V130H81ZM84 131H86V130H84ZM168 132H170L169 131V128H168V130H167ZM183 131H185V130H183ZM237 131V130H236ZM20 132V131H19ZM68 132H71V131H68ZM76 132V133H77ZM88 130H87V135H88ZM95 132V131H94ZM97 132V131H96ZM136 132V131H135ZM138 132V131H137ZM149 132V131H148ZM202 132V131H201ZM206 132V131H205ZM218 132V131H217ZM28 135H29V133L28 132H26ZM25 133V134H26ZM79 133H80V131H79ZM91 133V135H92V132H90ZM99 133V132H98ZM100 133H102V132H100ZM99 133V134H100ZM119 133V132H118ZM122 133V132H121ZM133 133V132H132ZM149 133H151V132H149ZM156 133H157V131H156ZM162 133V132H161ZM177 133V132H176ZM182 133V132H181ZM200 133V132H199ZM237 133V132H236ZM11 134V133H10ZM25 134H21V135H24V137H25ZM78 134V133H77ZM76 134V135H77ZM98 134V135H99ZM127 134V133H126ZM159 134V133H158ZM172 134V133H171ZM179 134V133H178ZM13 135V134H12ZM20 135V134H19ZM20 135V136H21ZM34 135V134H33ZM131 135V134H130ZM140 135V134H139ZM148 135V134H147ZM163 135V134H162ZM205 135V134H204ZM237 135V134H236ZM30 136V135H29ZM83 136V135H82ZM93 136V135H92ZM96 136V135H95ZM151 136V135H150ZM175 136V135H174ZM177 136V135H176ZM185 136V135H184ZM193 136V135H192ZM206 136V135H205ZM249 136V135H248ZM14 137V136H13ZM24 137H23V139H24ZM33 137V136H32ZM75 137V135L73 136V138ZM79 137H80V134H79ZM111 137V136H110ZM124 137V136H123ZM129 137V136H128ZM168 137V136H167ZM167 137H165V138H167ZM180 137V136H179ZM182 137V136H181ZM214 137V136H213ZM9 138V137H8ZM26 138V137H25ZM28 138V137H27ZM82 138H84V137H82ZM94 138V137H93ZM99 138V137H98ZM126 139H127V137H125ZM140 138V137H139ZM151 138V137H150ZM176 138V137H175ZM216 138V137H215ZM214 138V139H215ZM244 138V137H243ZM248 138V137H247ZM250 138V137H249ZM248 138V139H249ZM10 139H11V136H10ZM15 139V138H14ZM30 139V138H29ZM76 139V138H75ZM81 139V138H80ZM80 139H77V140H80ZM85 139V138H84ZM92 139V138H91ZM96 139V138H95ZM136 139V138H135ZM148 139V138H147ZM152 139V138H151ZM163 139V138H162ZM192 139H194V138H192ZM219 139V138H218ZM247 139V140H248ZM6 140V139H5ZM9 140V139H8ZM8 140H6V142L8 141ZM18 140H19V138H18ZM21 140V139H20ZM93 141H94V139H92ZM110 140H111V138H110ZM197 140H198V138H197ZM201 140V139H200ZM203 140V139H202ZM241 140V139H240ZM239 140V141H240ZM246 140V139H245ZM244 139H243V141H245ZM32 142H33V140H31ZM86 141V140H85ZM119 141V140H118ZM135 141V140H134ZM138 141V140H137ZM161 141V140H160ZM163 141H164V139H163ZM163 141L161 142V143H163ZM171 141V140H170ZM181 141H182V139H181ZM193 141V140H192ZM205 141V140H204ZM210 141V140H209ZM254 141V140H253ZM2 142V141H1ZM4 142V141H3ZM19 141H17V143H18ZM73 142V141H72ZM100 143H101V141H99ZM103 142L105 143L104 144V146L106 147L107 145H109V142L107 141V139L104 141L103 140ZM159 142V141H158ZM166 142V141H165ZM168 142V141H167ZM172 142V141H171ZM206 142V141H205ZM213 142V141H212ZM241 142H242V140H241ZM240 142V143H241ZM259 142H264V141H259ZM14 143V142H13ZM20 143V142H19ZM18 143V144H19ZM26 143V142H25ZM31 143V142H30ZM92 143V142H91ZM94 143H96V142H94ZM132 143V142H131ZM173 143V142H172ZM208 143V142H207ZM210 143H211V141H210ZM215 143H216V140H215ZM235 143V142H234ZM239 143V144H240ZM243 143V142H242ZM24 144V143H23ZM28 144V143H27ZM26 144V145H27ZM90 144V143H89ZM202 144V143H201ZM253 144V143H252ZM20 145V144H19ZM91 145V144H90ZM98 145V144H97ZM100 145V144H99ZM156 145V144H155ZM160 145V144H159ZM208 145V144H207ZM216 145V144H215ZM219 145V144H218ZM242 145V149L243 150H247V148H245V147H243V144H241ZM244 145H246V142H245V144ZM249 145H250V143H249ZM248 145V147H250ZM261 145H262V143H261ZM34 146V145H33ZM103 146V148H105ZM110 146V145H109ZM145 146V145H144ZM143 146V147H144ZM150 146H152L151 144H150ZM176 146V145H175ZM174 146V147H175ZM240 146V145H239ZM21 147V146H20ZM19 147V148H20ZM89 147V146H88ZM94 147H95V145H94ZM99 147V146H98ZM130 147V146H129ZM168 147V146H167ZM210 147V146H209ZM214 147V146H213ZM256 147V148H255ZM261 148H262V146H260ZM24 148H26V147H24ZM27 148H30V147H28L27 146ZM26 148V149H27ZM36 148H38V147H36ZM78 148V147H77ZM110 148V147H109ZM108 148V149H109ZM178 148V147H177ZM183 148V147H182ZM204 148V150L206 151V147H203ZM215 148H216V146H215ZM251 148V147H250ZM249 148V149H250ZM254 148L256 149V150H258L257 148H258V146H254ZM34 149V148H33ZM81 149V148H80ZM85 149V148H84ZM127 149V148H126ZM144 149V148H143ZM149 149V148H148ZM198 149V148H197ZM197 149H196V151H197ZM214 149V148H213ZM253 150V151H256V150ZM260 149V148H259ZM36 149H34V151H35ZM38 150V149H37ZM79 150V149H78ZM93 150H95L94 148H93ZM101 150V149H100ZM102 150H105V149H102ZM111 150V149H110ZM128 150V149H127ZM141 150V149H140ZM150 150V149H149ZM190 150H191V148H190ZM17 151V150H16ZM24 151V150H23ZM29 151V149L27 150V152ZM82 151V150H81ZM131 151V150H130ZM133 151H134V147H133ZM142 151V150H141ZM148 151V150H147ZM155 151V150H154ZM177 151V150H176ZM239 151H241V150H239ZM6 152V151H5ZM31 152V151H30ZM36 152V151H35ZM84 152H85V150H84ZM86 152H87V150H86ZM85 152V153H86ZM98 152V151H97ZM183 152H184V150H183ZM200 152V151H199ZM212 152V151H211ZM259 152V153H258ZM257 152V156H259V155H263L262 156V158H263V161H264V151L262 150V151H258ZM34 153V152H33ZM123 153V152H122ZM128 153H130V152H128ZM148 153V152H147ZM146 153V154H147ZM252 153H254V154H256V152H252ZM251 153V155H253ZM26 154V153H25ZM30 154V153H29ZM35 154H37V152L35 153ZM120 154V153H119ZM141 154V153H140ZM217 154V153H216ZM216 154H214V156L216 157V159H218L217 158V156H216ZM28 155V154H27ZM26 155V156H27ZM139 155V154H138ZM183 155V154H182ZM5 156V155H4ZM29 156V155H28ZM141 156H142V154H141ZM148 156V155H147ZM178 156V155H177ZM189 156V155H188ZM197 156H199V155H197ZM229 156V155H228ZM247 156V155H246ZM246 156L244 155V157H245V159L246 160H248L247 158H246ZM255 157L254 158H256V155H254ZM24 157V156H23ZM38 157V156H37ZM101 157V156H100ZM107 157V156H106ZM105 157V158H106ZM114 157V156H113ZM116 157V156H115ZM117 157H120V158H122L120 155L119 156H117ZM127 157V156H126ZM129 157V156H128ZM134 157H136V156H134ZM260 157V156H259ZM57 158V157H56ZM99 158V157H98ZM111 158V157H110ZM142 158V157H141ZM177 158V157H176ZM193 158V157H192ZM225 158V157H224ZM228 158V157H227ZM226 158V159H227ZM12 159V158H11ZM16 159V158H15ZM22 159V158H21ZM31 159V158H30ZM66 159V158H65ZM112 159H115L116 160V158H112ZM172 159V158H171ZM249 159H250V156H249ZM24 160V159H23ZM32 160V159H31ZM36 160V159H35ZM42 160V159H41ZM67 160V159H66ZM73 160H74V158H73ZM120 160V159H119ZM127 160H129V159H127ZM194 160H195V158H194ZM221 160V159H220ZM220 160H218V161H220ZM242 160V159H241ZM255 161L257 160L258 161V158H256V159H254ZM25 161V160H24ZM44 161V160H43ZM68 161V160H67ZM72 161V160H71ZM108 161V160H107ZM224 161V160H223ZM222 161V162H223ZM250 161H253V159L251 160L250 159ZM256 161V162H257ZM12 162V161H11ZM20 162V161H19ZM38 162V161H37ZM102 162V161H101ZM117 162H118V160H117ZM123 162V161H122ZM125 162V161H124ZM127 162V161H126ZM144 162V161H143ZM245 162H249V161H245ZM263 163L264 164V162H261V160L260 161H258V163ZM30 163V162H29ZM39 163V162H38ZM47 163H48V161H47ZM74 163H77V162H74ZM92 163V162H91ZM115 163V162H114ZM113 163V164H114ZM131 163H132V161H131ZM139 163V162H138ZM216 163V162H215ZM219 163V162H218ZM36 164V163H35ZM35 164H33L32 166L34 167L35 166ZM73 164V163H72ZM78 164V163H77ZM102 164V163H101ZM104 164H105V162H104ZM194 164V163H193ZM213 164V163H212ZM250 164H252V163H250ZM255 164H257V163H255ZM255 164L253 163V165H254V167H256L255 166ZM23 165V164H22ZM27 165V164H26ZM31 165V164H30ZM49 165V164H48ZM66 165L68 166V164L66 163ZM87 165V164H86ZM111 165V164H110ZM131 165V164H130ZM129 165V166H130ZM141 165V164H140ZM44 166V165H43ZM57 166V165H56ZM70 166V165H69ZM72 166V165H71ZM75 166V165H74ZM74 166H73V168H74ZM88 166H89V163H88ZM219 166V165H218ZM221 166V165H220ZM260 166V165H259ZM259 166H258V164H257V167H256V173L257 172H259L260 171V168H259ZM23 167V166H22ZM31 167V166H30ZM36 167V166H35ZM34 167V169L36 170L37 169V167L35 168ZM40 167V166H39ZM110 167V166H109ZM113 167V166H112ZM131 167V166H130ZM144 167V166H143ZM214 167V166H213ZM224 167V166H223ZM241 167V166H240ZM261 167V166H260ZM263 168H264V166H262ZM261 167V168H262ZM12 168V167H11ZM16 168H17V166H16ZM106 168H107V166H106ZM111 168V167H110ZM191 168V167H190ZM199 168H201V167H199ZM219 168V167H218ZM221 168H222V166H221ZM239 168V167H238ZM5 169H7V168H5ZM22 169H24V168H21L20 169V171H22ZM33 168H31V170H32ZM33 169V171H35ZM39 169V168H38ZM41 169V168H40ZM55 169V168H54ZM69 169H71V168H69ZM217 169V168H216ZM28 170V169H27ZM173 170V169H172ZM226 170V169H225ZM240 171H241V169H239ZM239 170H237V171H239ZM4 172H2L3 173V175H5V176H3L4 177V181H2L1 183H4L9 189H11V192L12 193H17V192H15V190H19V192L21 191V192H23L24 191V193L26 192V191H28V190H26L27 189V187L26 186H28V185H24L26 188H25V190L23 189V190H20L22 187H23V185H22V187H20V189H18V188H16V186H15V184H14V182L10 179L11 178V174L12 173H14L13 171H15V169L12 171V173L10 174V172L11 171H5V170H3ZM38 172L39 171H41V170H37ZM47 171V170H46ZM60 171V170H59ZM66 171V170H65ZM217 171V170H216ZM215 171V172H216ZM236 171V170H235ZM235 171H234V173H235ZM245 171V170H244ZM29 172H31V171H29ZM28 172V173H29ZM214 172V173H215ZM221 172H222V170H221ZM252 173H253V171H251ZM26 173V172H25ZM24 173V174H25ZM237 173V172H236ZM239 173V172H238ZM250 173V172H249ZM262 173V172H261ZM18 174L19 175H17V176H20V175H22V172H18ZM37 176H38V174L37 173H35ZM122 174L123 173H121V176H122ZM192 174V173H191ZM217 174V173H216ZM218 174H219V172H218ZM217 174V175H218ZM240 174V173H239ZM238 174V175H239ZM248 174V171L246 172V174L243 176V179H244V177L246 176ZM255 174V173H254ZM1 175V174H0ZM13 176L12 177H15L14 176V174H12ZM29 175H30V173H29ZM29 175H26V176H24V177H27V176H29ZM49 175V174H48ZM128 175V174H127ZM132 175V174H131ZM196 175V174H195ZM194 175V176H195ZM238 175H236V176H238ZM35 176V175H34ZM115 176V175H114ZM219 176V175H218ZM229 176V175H228ZM236 176H234L233 175V177H236ZM241 175H239V177H240ZM248 176H249V174H248ZM254 176V175H253ZM252 176V177H253ZM2 177V178H3ZM22 178H23V176H21ZM20 177V178H21ZM39 177V176H38ZM117 177V176H116ZM127 177V176H126ZM232 177V176H231ZM251 177V178H252ZM260 177V176H259ZM19 178V177H18ZM22 178H21V180H22ZM28 178V177H27ZM40 178H41V176H40ZM48 178V177H47ZM60 178H62V177H60ZM59 178V179H60ZM118 178V177H117ZM121 178V177H120ZM128 178V177H127ZM142 178V177H141ZM151 178V177H150ZM195 178V177H194ZM237 179H238V177H236ZM247 178V177H246ZM245 178V179H246ZM251 178H249V179H251ZM1 179V178H0ZM29 179H31V178H29ZM29 179H25L24 178V180H22V181H24V183L23 184H26V181L27 180H29ZM42 179V178H41ZM46 179V178H45ZM43 180L44 182H49L50 180V177L48 178V180L46 179V180ZM103 179V178H102ZM106 179V178H105ZM126 179V178H125ZM132 179V178H131ZM229 179V178H228ZM231 179V178H230ZM261 179V178H260ZM20 180V179H19ZM63 180V179H62ZM101 180V179H100ZM133 180V179H132ZM148 180V179H147ZM191 180V179H190ZM212 180H213V178H212ZM235 180V182L237 181L236 179H234ZM234 180H233V178L231 179V181H233L234 182ZM242 180V179H241ZM18 181V180H17ZM17 181L15 182V183H17ZM32 181H34L33 180V177H32ZM42 181V182H43ZM97 181V180H96ZM110 181V180H109ZM112 181H116V180H114V179H112ZM128 181V180H127ZM143 181V180H142ZM146 181V180H145ZM149 181V180H148ZM151 181V180H150ZM174 181V180H173ZM179 181V180H178ZM192 181V180H191ZM195 181V180H194ZM244 181H246L247 182V179L246 180H244ZM248 181H250V180H248ZM253 181V180H252ZM19 182V181H18ZM29 182V181H28ZM27 182V183H28ZM37 182V180L36 181H34V183L35 184H37V185H34V183H33V189H37L35 186H39V184L38 183H36ZM43 182V183H44ZM46 182V183H47ZM56 182H59L58 181V178H57V181ZM65 182V181H64ZM63 182V183H64ZM100 183H102L101 181H99ZM123 182V181H122ZM121 182V183H122ZM136 182V181H135ZM140 182V181H139ZM152 182H154V180L152 181ZM156 182V181H155ZM233 182L230 184V182L228 183L229 185H232L233 184ZM234 182V183H235ZM253 182H255V181H253ZM253 182H251V183H253ZM29 183H32L31 182V180H30V182ZM40 183V182H39ZM60 183V182H59ZM62 183V184H63ZM85 183V182H84ZM93 183V182H92ZM99 183V184H100ZM125 183V182H124ZM124 183H122V185L121 186H123V185H125ZM142 184H143V182H141ZM146 183V182H145ZM181 183V182H180ZM179 183V184H180ZM190 183V182H189ZM203 183V182H202ZM240 183H242V182H240ZM245 183V182H244ZM243 183V184H244ZM257 182H255L254 184H256ZM261 183V184H260ZM259 183V185H258V187H257V189H255V190H258V192H256L255 193V195L257 196V198H259V201H260V203H261V206H263V202H264V178L261 180V182ZM41 184V183H40ZM65 184V183H64ZM63 184V185H64ZM106 184H108V183H106ZM113 184V183H112ZM130 184V183H129ZM148 184V183H147ZM177 184H178V182H177ZM183 184V183H182ZM192 184V183H191ZM191 184H190V186H191ZM193 184H194V182H193ZM226 185H227V183H225ZM254 184H251L252 186L254 185ZM4 185V186H5ZM20 185V184H19ZM44 185H46V184H44ZM66 185V184H65ZM150 185V184H149ZM153 185V184H152ZM188 185V184H187ZM204 185V184H203ZM218 185V184H217ZM220 185V184H219ZM234 185V186H233ZM232 185V188H231V192H233L234 190L236 191V189L235 188H237V192L239 193L240 191H239V189H238V186H237V183L236 184H233ZM235 185L237 186V187H235ZM250 185V182H249V187L251 186ZM3 186V185H2ZM41 186H42V184H41ZM56 186H59V185H57L56 184ZM96 186L98 187V185L96 184ZM102 186V185H101ZM104 186V185H103ZM116 186V185H115ZM146 186V185H145ZM154 186V185H153ZM182 186V185H181ZM204 186H207L206 184L204 185ZM222 186V185H221ZM244 186H246V185H244ZM40 187V186H39ZM38 187V188H39ZM87 187V186H86ZM100 187V186H99ZM138 187V186H137ZM148 187V186H147ZM156 187V186H155ZM219 187V186H218ZM225 187V186H224ZM242 187V186H241ZM254 187H255V185H254ZM253 187V188H254ZM5 188V187H4ZM7 188V189H8ZM28 188H32V185L30 186V184H29V186H28ZM55 188V187H54ZM83 188V187H82ZM119 188H121V187H119ZM174 188V187H173ZM222 188V187H221ZM227 188H229L228 186H227ZM233 188H234V190H233ZM240 188V187H239ZM118 189V188H117ZM131 189V188H130ZM189 189V188H188ZM192 189H194V188H192ZM226 189V188H225ZM224 189V190H225ZM242 190H243V188H241ZM244 189H245V187H244ZM251 189V188H250ZM55 190V189H54ZM57 190V189H56ZM118 190H121V189H118ZM123 190V189H122ZM178 190V189H177ZM182 191H180V192H182L183 193V189H181ZM186 190V189H185ZM196 190V189H195ZM194 190V191H195ZM197 190H198V188H197ZM200 190V189H199ZM198 190V191H199ZM223 190V191H224ZM233 190V191H232ZM252 190V189H251ZM31 191V190H30ZM29 191V193L31 194V192ZM64 191V190H63ZM228 191V190H227ZM230 191V190H229ZM234 191V192H235ZM244 191V190H243ZM245 191H246V189H245ZM248 191V190H247ZM21 192H20V195H23V194H21ZM114 192V191H113ZM118 192V191H117ZM176 192V191H175ZM185 192V191H184ZM191 192H192V190H191ZM208 191H206V193H207ZM217 192V191H216ZM219 192V191H218ZM221 192V191H220ZM226 192V191H225ZM231 192H229L230 194H231V196L233 195ZM233 192V193H234ZM242 192V191H241ZM240 192V194H242L241 196L243 197V193H241ZM249 192V191H248ZM27 193V192H26ZM35 193V192H34ZM178 193V192H177ZM186 193V192H185ZM185 193H183V194H185ZM196 193V192H195ZM226 193H228V192H226ZM237 193V194H238ZM250 194H251V192H249ZM257 193H258V195H257ZM124 194V193H123ZM175 194V193H174ZM188 194L189 195H191L189 192H188ZM198 194V193H197ZM211 194V193H210ZM236 193H234V195H235ZM240 194H239V196H240ZM246 194H247V192H246ZM244 194L245 195V198L248 196L249 197V195L247 194ZM260 194V195H259ZM19 195V194H18ZM35 195V194H34ZM34 195H32V198L34 197ZM176 195V194H175ZM180 195H181V193H180ZM186 195V194H185ZM193 195V194H192ZM218 195H219V193H218ZM225 195H228V194H225ZM254 195V194H253ZM108 196V195H107ZM124 196V195H123ZM171 196V195H170ZM179 196V195H178ZM187 196V195H186ZM214 196V195H213ZM230 196V195H229ZM228 196V197H229ZM19 197V196H18ZM29 197V196H28ZM31 197V196H30ZM161 197V196H160ZM177 197V196H176ZM195 197V196H194ZM203 197H205L204 195H203ZM221 197V196H220ZM235 197H237V196H234V198ZM164 198H166V197H164ZM167 198H168V200L169 199H172V198H169L168 196H167ZM207 197H205V199H206ZM230 198V197H229ZM244 198V197H243ZM253 198V197H252ZM255 198V197H254ZM257 198H256V200H255V202L254 203H256L257 202ZM110 199V198H109ZM140 199V198H139ZM190 199V198H189ZM204 199V198H203ZM204 199V202L206 203V200ZM236 199V198H235ZM238 199H239V197H238ZM238 199H236L237 201H238ZM247 199L248 198H246V201H247ZM16 200V199H15ZM173 200V199H172ZM171 200V201H172ZM186 200V199H185ZM191 200V199H190ZM211 200V199H210ZM223 200V199H222ZM226 200V199H225ZM229 201H230V199H228ZM228 200H227V202L224 204V203H221V202H219V203H221V204H224L225 206H227L228 204H230L232 201H236V200H233V199H231L232 201L229 203L228 202ZM252 199H250V201H251ZM254 200V199H253ZM170 201V200H169ZM184 201V200H183ZM192 201V200H191ZM194 202H190L189 201V204L187 205L188 206V208H189V206L191 205V207H199V208H197V211L196 212H199L198 211V209H200L201 208V205L203 204L204 205V202H200V200H198L197 199V201H198V203H200L199 205H197V204H194V206H193V203H196L195 201L196 200H193ZM209 201V200H208ZM208 201H207V204H208ZM239 201H240V199H239ZM242 201V200H241ZM258 201V202H259ZM163 202V199L162 200H160V205H158V206H161V208L162 207H165V206H163V205H166L164 202ZM165 202H166V200H165ZM180 202H182L181 200H180ZM211 201H209V203H210ZM243 202V201H242ZM247 202H249V201H247ZM252 202V201H251ZM252 202V203H253ZM257 202V203H258ZM18 203V202H17ZM120 203V202H119ZM122 203V202H121ZM183 203V202H182ZM186 203V202H185ZM239 203V202H238ZM169 203H168V201H167V205H168ZM179 204V203H178ZM242 204V203H241ZM251 204V203H250ZM170 205H171V203H170ZM197 205V206H196ZM202 205V206H203ZM239 205H240V203H239ZM238 204H237V206H239ZM248 205V204H247ZM260 205V204H259ZM153 206V205H152ZM155 206V205H154ZM158 206L156 205V207H157V209H159L158 208ZM169 206V205H168ZM185 206V205H184ZM184 206H181V207H184ZM209 206H210V204H209ZM209 206L207 207L206 205H205V212H206V210H208L209 209ZM212 206H213V204H212ZM237 206H235V207H232V208H234V209H236V207ZM241 206V205H240ZM119 207V206H118ZM145 207V206H144ZM156 207H155V209H156ZM170 208H171V206H169ZM174 207V206H173ZM121 208H123V207H121ZM166 208V207H165ZM165 208H163V209H165ZM176 208V207H175ZM185 208H186V206H185ZM231 208V207H230ZM246 208V207H245ZM115 209H118L117 207L115 208ZM115 209H114V211H115ZM120 209V208H119ZM151 209V208H150ZM228 209V208H227ZM263 209H264V207H263ZM262 209V207H261V214H262V212H264V210ZM121 210V209H120ZM152 210V209H151ZM171 210H172V208H171ZM171 210H169L168 209V211H169V214L171 213ZM174 210V209H173ZM180 210V209H179ZM186 210V212H188L187 211V208L185 209ZM189 210V209H188ZM202 210H204L203 208H202ZM215 210V209H214ZM263 210V211H262ZM110 211V210H109ZM122 211V210H121ZM124 211V210H123ZM127 211H131V210H127ZM164 211V210H163ZM163 211H161V213L163 214V215H165V216H167L165 213H163ZM167 211V210H166ZM165 211V212H166ZM167 211V212H168ZM190 211V213H191V211H193V210H189ZM112 211H110V213H111ZM120 212V211H119ZM119 212H118V210H117V213L119 214ZM126 212V210L124 211V213ZM175 212V211H174ZM204 211H200V213H203ZM204 212V213H205ZM221 212V211H220ZM231 212V211H230ZM106 213H108V212H106ZM123 213V212H122ZM123 213V215L120 217L121 219H122V222H123V228H122V223H121V221L120 220H118V221H120V223H119V225L117 226V227H120V228H118V231H119V229H122L123 230V232L125 233V234H127L126 236H124V235H122V230H120L121 231V233H118L119 235H121V237L124 239V237H126L125 239L126 240H128V233H129V235H130V233L132 232L133 233V231H135V232H137V230H138V228H134V223H136L137 221H136V218H135V222L133 221V216H134V214H130V213H127L126 212V214H129V215H127V216H124V215H126V214H124ZM194 213H195V211H194ZM194 213H192L191 215L193 216V214ZM207 213V212H206ZM205 213V214H206ZM121 214V213H120ZM234 214V213H233ZM131 215H133L132 216V219L130 218L131 217ZM172 215H174V214H172ZM102 216V215H101ZM106 216V215H105ZM115 216H117V215H115ZM115 216H112V217H115ZM120 215H118V217H119ZM208 216V215H207ZM227 216V215H226ZM232 216V215H231ZM263 217H264V213H263V215H262ZM98 217V216H97ZM110 217V216H109ZM117 217V218H118ZM135 217H136V215H135ZM138 217V216H137ZM188 217H189V214H188ZM209 217V216H208ZM211 217V216H210ZM224 217H225V215H224ZM236 217V216H235ZM107 218V217H106ZM117 218H114V219H116L117 220ZM100 219H101V221H102V219H103V216L102 217H100ZM100 219L98 218V220L95 218L94 220H95V222L97 221H99L100 223H101V221H100ZM113 219V220H114ZM173 219H174V217H173ZM178 219V217L177 218H175V220L173 221V224H174V222L176 223V220ZM181 219H183V218H181ZM206 219H207V217H205V221H206ZM210 219V218H209ZM222 219H223V217H222ZM74 220V219H73ZM107 220H108V218H107ZM109 220H111V219H109ZM109 220H108V222H109ZM116 220H114V221H116ZM137 220H138V218H137ZM142 221L141 222H143V218L141 219ZM180 220V219H179ZM202 220H204V219H202ZM75 221V220H74ZM103 221H105V219L103 220ZM112 221V220H111ZM110 221V222H111ZM118 221H116V222H118ZM133 221V222H132ZM139 221V220H138ZM145 221V220H144ZM205 221H203V222H205ZM61 222V221H60ZM92 222V221H91ZM95 222H93V223H95ZM141 222H137L138 223V225H140V223ZM199 222H201V221H199ZM202 222V223H203ZM206 222H208L209 223V220L208 221H206ZM212 222V221H211ZM66 223V222H65ZM72 223H74L73 221H68V223H66V224H64L63 225V223L61 224V225H63V231H65L66 230V232L65 233H68L69 231H70V233L71 232H73V229H75L74 231H76V228H77V226L75 225V224H72ZM76 223V222H75ZM92 223V224H93ZM104 224L105 223H107V222H103ZM130 223V226L128 225ZM143 223H145V222H143ZM143 223H142V227L144 226L143 225ZM172 223V222H171ZM207 223V224H208ZM87 224V223H86ZM108 224V223H107ZM110 224V223H109ZM108 224V225H109ZM91 225V224H90ZM97 225H99L100 226V224H98L97 223ZM97 225H96V227H97ZM103 224H101V226H102ZM106 225V224H105ZM111 225H113V224H111ZM110 225V226H111ZM130 227H128V226ZM134 225V226H133ZM137 225V224H136ZM175 225V224H174ZM210 225V224H209ZM76 226V227H75ZM98 226V227H99ZM101 226H100V228H101ZM146 226V225H145ZM197 226H198V224H197ZM201 226H203V224L201 225ZM205 226V225H204ZM208 226V225H207ZM59 227V226H58ZM58 227H56V228H58ZM75 227V228H74ZM88 227L90 228V226L88 225ZM94 226H92V228H93ZM104 227V226H103ZM112 227H114L115 228V226H112ZM111 227V228H112ZM128 227V228H127ZM49 228H51V227H49ZM62 228H59L60 229V231H61V229ZM125 228V229H124ZM131 228H133V229H131ZM147 228V226L145 227V229ZM202 228V230H204L203 228H205V227H201ZM208 228V227H207ZM53 229V228H52ZM55 229V228H54ZM54 229L53 230H49V231H53L54 233H58L59 231H54ZM101 229H103V228H101ZM100 229V230H101ZM104 229H107V226L104 228ZM129 229L131 230V231H129ZM141 229V228H140ZM144 229V228H143ZM144 229V230H145ZM206 229V228H205ZM94 230V229H93ZM98 230V229H97ZM97 230H94V234H97V233H95V231L97 232ZM113 230V229H112ZM115 230V229H114ZM143 230V231H144ZM149 230V229H148ZM147 230V231H148ZM206 230H209V229H206ZM248 230V229H247ZM106 231V230H105ZM117 231V230H116ZM116 231H114L115 232V235H112V233H114V232H110V230H109V232H108V234H110V235H112L113 236V238H110L109 239V242H108V246L110 247L109 248V250L111 249V251L110 252H112V255H113V252H115L114 253V255H116L117 257L119 256L120 258H121V256H120V254L119 253H121V255H122V252H125V251H119L118 250V243L120 242V236H119V238L117 237L118 236V234L116 233ZM149 232H150V230H149ZM149 232H148V234H149ZM131 233V234H132ZM145 233H147V232H145ZM248 233V232H247ZM107 234V235H108ZM116 234H117V236H116ZM136 234V233H135ZM250 234V233H249ZM248 234V235H249ZM54 235V234H53ZM110 235H108V237L110 236ZM138 235H141V234H137V237H138ZM160 235V234H159ZM210 235V234H209ZM264 235V234H263ZM55 236V235H54ZM98 236V235H97ZM117 237L118 238V240H119V242L118 243H116L118 240L115 238V237ZM134 236L135 235H133V236H129L131 239H137V237H135L134 238ZM161 237V236H160ZM159 236H158V238H160ZM206 237H207V235H206ZM205 237V239H210V237L211 236H209V237H207L206 238ZM94 238H96V237H94ZM162 238V237H161ZM212 238V237H211ZM240 238V237H239ZM130 240V239H129ZM156 240H158V241H160V239H157L156 238ZM239 240V239H238ZM257 240V238H255V241ZM125 240H123L122 242H124ZM259 241V240H258ZM258 241H256V242H258ZM127 242V241H126ZM255 242V243H256ZM128 243H130L131 245H132V243H135V245H138V248L134 251V253H135V258L134 259H127V262H124V263H131V264H144V263H148V262H151V264H164V262L159 258L158 259V257L156 258V257H154L151 253H150V251H146L145 249H147V248H152L155 244H152V242H151V240L150 241H146V242H143V241H141V240H138L137 239V241H133V242H129L128 241ZM254 243V244H255ZM124 244H126V243H124ZM129 244V245H130ZM259 244V243H258ZM123 245V244H122ZM134 245V246H135ZM142 245V246H141ZM170 245V244H169ZM246 245V244H245ZM257 245V244H256ZM119 246H120V243H119ZM126 246V245H125ZM125 246L124 247H120L121 248V250H124L123 248H125ZM127 246H128V244H127ZM127 246H126V248H127ZM241 246V245H240ZM258 246V245H257ZM262 246V245H261ZM263 246H264V243H263ZM262 246V247H263ZM115 247H118V248H116L117 250H118V254H117V250L115 249ZM132 247V246H131ZM225 248V247H224ZM230 247H228V249H229ZM246 248V247H245ZM254 248H255V246H254ZM256 248H258L259 249V251L261 250V248H260V246L259 247H256ZM228 249H226L227 251H228ZM231 249H232V247H231ZM234 249H235V247H234ZM237 249V248H236ZM243 250H245L244 249V247L242 248ZM241 249V250H242ZM257 249V250H258ZM263 250L262 251H260L261 253H263V251H264V248H262ZM113 250V251H112ZM116 250V251H115ZM126 250V249H125ZM225 249H224V251H223V256H224V252L226 251ZM240 250V251H241ZM242 250V251H243ZM250 250V249H249ZM255 250V249H254ZM253 250V251H254ZM221 251V250H220ZM229 251L231 252V250L229 249ZM232 251H234L233 249H232ZM237 251V250H236ZM256 251V250H255ZM97 252V251H96ZM216 253H217V251H215ZM222 252V251H221ZM220 252V253H221ZM256 252H258V251H256ZM255 252V253H256ZM259 252V253H260ZM225 253H228V252H225ZM238 254H239V252H237ZM245 253V252H244ZM222 254V253H221ZM221 254H220V256H221ZM231 254H234L233 252H231L230 253V255ZM236 254V253H235ZM233 255V259L231 260V262L230 263H232V261H233V263L232 264H237L238 263V260L236 261L237 263H234V259H236V258H234L236 255ZM247 254H249V256H250V251L248 252L247 251ZM113 255V257L112 256H110V257H112V258H115V256ZM253 255H255V254H253ZM252 255V256H253ZM232 256V255H231ZM247 256V255H246ZM246 256H245V258H246ZM251 256V257H252ZM258 256H261V255H257V253H256V255L255 256H253L252 258L254 259L255 258V260H252L251 262L249 261V263L250 264H264V257L263 258H259L258 260H256L257 259V257ZM262 256H264V255H262ZM103 257V256H102ZM117 257H116V260H117ZM118 257V258H119ZM211 257V256H210ZM227 258H228V256H226ZM119 258V259H120ZM125 258V256L123 255L122 256V259H124ZM148 258H150V260H148ZM219 258V257H218ZM217 258V259H218ZM224 258V260L223 259H220V261H225L226 262V264L229 262H227V260H225L226 258L225 257H223ZM244 258V259H245ZM249 258V257H248ZM70 259V258H69ZM118 259V261H119V263H114V264H120L121 262V260H119ZM126 259V258H125ZM230 259V258H229ZM228 259V260H229ZM250 259V258H249ZM93 260V259H92ZM207 260V259H206ZM211 260H212V258H211ZM216 260V258L214 259V261ZM247 260V259H246ZM95 262L93 263V264H98V262H97V260L95 259L94 260ZM100 261V260H99ZM110 261V262H109ZM123 261H125V260H123ZM148 261V262H147ZM217 261L218 260H216L215 262H213V263H215V264H218L217 263ZM222 261V262H223ZM240 261V260H239ZM244 261V260H243ZM243 261H241V262H243ZM57 262H58V260H57ZM91 262V261H90ZM97 262V263H96ZM101 262H104L103 260H101ZM108 262L110 263V264H112L111 262V260L109 259L108 260ZM222 262H219V264L220 263H222ZM245 262V261H244ZM61 263H63L62 261H61ZM76 263H77V260H76ZM213 263H211V264H213ZM229 263V264H230ZM240 263V262H239ZM66 264V263H65ZM104 264H108V263H104ZM148 264H150V263H148ZM170 264H180V260L177 258H172L171 259V261H170ZM222 264H225L224 262L222 263ZM241 264V263H240ZM243 264H247L246 262L245 263H243Z\"/></svg>",
    "mask_w": 264,
    "mask_h": 264
}]
</instances>
